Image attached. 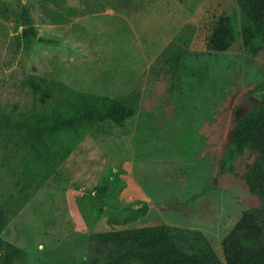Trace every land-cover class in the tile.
I'll return each instance as SVG.
<instances>
[{"label":"rangeland","instance_id":"1","mask_svg":"<svg viewBox=\"0 0 264 264\" xmlns=\"http://www.w3.org/2000/svg\"><path fill=\"white\" fill-rule=\"evenodd\" d=\"M67 0L79 14L34 16V35L0 16V204L37 185L2 232L22 247L20 264H98L97 234L170 224L201 230L224 260L222 239L262 197L245 178L259 152L245 147L220 169L238 118L261 102L264 42L207 41L234 0ZM30 74L135 108L125 126L93 125L53 165L24 128ZM72 141L65 135L60 142ZM58 144V143H57ZM106 186V187H105Z\"/></svg>","mask_w":264,"mask_h":264},{"label":"trees","instance_id":"2","mask_svg":"<svg viewBox=\"0 0 264 264\" xmlns=\"http://www.w3.org/2000/svg\"><path fill=\"white\" fill-rule=\"evenodd\" d=\"M103 4L98 1L99 7H95L90 0L84 2L86 10L102 9ZM234 4L233 11L222 13L212 29L208 49L226 51L239 40L243 47L264 42V0H234ZM36 13L53 23H64L79 10L67 0H0V16L13 20L17 28L24 26L26 35L35 34ZM28 82L33 99L24 128L53 165L64 160L93 125L111 121L125 126L135 114L131 104L105 94L87 95L46 76L30 74ZM260 92V104L238 118L220 169L231 166L245 147L258 151L259 158L245 180L263 201L257 208L245 209L222 239L224 260L201 230L155 224L98 233L97 239L105 247L104 262L98 264H264V86ZM0 125H13L9 115L0 114ZM65 135L72 141L60 142ZM38 185L23 183L20 195L7 208L0 204V264H20L25 258V250L5 240L2 232L10 209L22 206Z\"/></svg>","mask_w":264,"mask_h":264}]
</instances>
